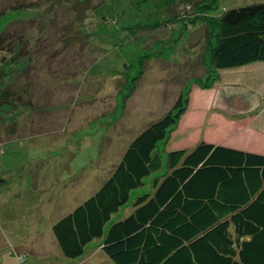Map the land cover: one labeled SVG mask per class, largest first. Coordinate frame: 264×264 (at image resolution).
Returning a JSON list of instances; mask_svg holds the SVG:
<instances>
[{
	"label": "rangeland",
	"instance_id": "rangeland-1",
	"mask_svg": "<svg viewBox=\"0 0 264 264\" xmlns=\"http://www.w3.org/2000/svg\"><path fill=\"white\" fill-rule=\"evenodd\" d=\"M93 2L82 27L89 44L81 48L63 40L66 25L80 27L67 0H0V29L8 24L10 41L0 62L17 58L20 48L29 53L35 105L46 109L21 111V134L0 146V264H21L24 254L23 264H114L99 245L135 196L152 189L155 174L79 257L61 253L52 225L101 186L130 141L172 107L188 78L206 72V23L151 31L146 26L163 17L165 0ZM258 2L264 0H217L210 13ZM126 82L135 84L128 97L122 96ZM183 133L159 145L163 166L170 149L192 147ZM6 138L0 135V142Z\"/></svg>",
	"mask_w": 264,
	"mask_h": 264
},
{
	"label": "trees",
	"instance_id": "trees-1",
	"mask_svg": "<svg viewBox=\"0 0 264 264\" xmlns=\"http://www.w3.org/2000/svg\"><path fill=\"white\" fill-rule=\"evenodd\" d=\"M93 1L67 0L80 27L66 25V44L84 48L88 43L82 27L96 6ZM216 2L165 0L163 17L146 26L156 31L180 22L185 28L206 23L201 55L206 72L188 78L172 107L130 141L101 186L54 222L52 232L64 256L79 257L89 242L103 237L111 216L155 174L152 189L135 196L129 213L108 227L99 245L114 264H264V154L200 140L188 148L174 146L163 166L159 147L177 129L193 86L211 88L221 70L264 61V2L213 15ZM7 25L0 29V51L10 42ZM17 54L0 62V135L7 136L0 146L18 139L21 111H46L35 105L29 74L34 59L22 48ZM127 87L124 97L135 84ZM21 256L23 264L26 255Z\"/></svg>",
	"mask_w": 264,
	"mask_h": 264
},
{
	"label": "crops",
	"instance_id": "crops-1",
	"mask_svg": "<svg viewBox=\"0 0 264 264\" xmlns=\"http://www.w3.org/2000/svg\"><path fill=\"white\" fill-rule=\"evenodd\" d=\"M179 123L171 138L186 132L193 145L204 140L264 154V61L221 70L211 88L193 86Z\"/></svg>",
	"mask_w": 264,
	"mask_h": 264
}]
</instances>
